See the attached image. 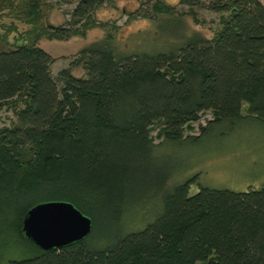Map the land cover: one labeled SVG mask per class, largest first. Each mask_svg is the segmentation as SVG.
Segmentation results:
<instances>
[{
	"label": "trees",
	"instance_id": "obj_1",
	"mask_svg": "<svg viewBox=\"0 0 264 264\" xmlns=\"http://www.w3.org/2000/svg\"><path fill=\"white\" fill-rule=\"evenodd\" d=\"M104 3L78 0L67 25L53 27L42 23L45 0H0V14L13 7L33 30L22 44L0 39V110L22 104L13 124L0 126V264H264V186H200L190 195L194 176L166 191L160 213L143 228L123 231L122 222L128 186L152 171L139 167L151 153L153 128L161 142H180L206 111L212 118L201 132L245 117L264 122L263 3L178 0L194 17L196 6L218 15L211 38L194 33L174 52L118 55L109 33L80 50L74 63L82 62L85 76L67 67L54 77V59L37 45L41 35H85ZM47 200L90 216L89 235L2 261L11 242H30L23 216Z\"/></svg>",
	"mask_w": 264,
	"mask_h": 264
},
{
	"label": "rangeland",
	"instance_id": "obj_2",
	"mask_svg": "<svg viewBox=\"0 0 264 264\" xmlns=\"http://www.w3.org/2000/svg\"><path fill=\"white\" fill-rule=\"evenodd\" d=\"M45 1L48 5L43 25L61 27L67 25L70 12L78 0ZM177 1L105 0L94 15L98 24L89 28L85 35L56 40L43 34L37 45L54 59L51 65L54 77H57L59 70L67 67H71L73 75L85 76L82 62L74 63L80 56V50L109 33L116 53L125 55L174 52L191 34L199 33L211 38L219 29L216 13L196 6L193 8L196 13L194 17ZM260 1L264 5V0ZM157 3L172 6L174 13L158 10ZM18 18L17 9L13 7L1 12L0 39L5 37L10 44L27 42L33 32L32 25ZM58 85H61L60 81ZM18 101L14 102L15 109L22 106ZM6 106L0 110V126H11L15 121V109ZM245 108L243 105L244 116L247 115ZM211 118L210 112H204L193 123L192 130L185 129L186 138L180 142H161V138L156 136V129L151 130L152 150L139 168L146 170L149 165L152 171L145 180L141 178L135 185L131 184L133 192L128 186L130 195L127 201L130 207L122 217L127 227L123 231H136L153 221L161 211L166 191L194 176H197V180L190 184V195L197 192L200 186L238 192L264 186V122L245 117L234 124L224 122L201 132L200 126L207 125ZM37 251L26 240H14L4 250L2 261L29 257Z\"/></svg>",
	"mask_w": 264,
	"mask_h": 264
},
{
	"label": "water",
	"instance_id": "obj_3",
	"mask_svg": "<svg viewBox=\"0 0 264 264\" xmlns=\"http://www.w3.org/2000/svg\"><path fill=\"white\" fill-rule=\"evenodd\" d=\"M92 219L65 200H47L30 207L22 219L25 236L43 250L61 248L87 237Z\"/></svg>",
	"mask_w": 264,
	"mask_h": 264
},
{
	"label": "bare ground",
	"instance_id": "obj_4",
	"mask_svg": "<svg viewBox=\"0 0 264 264\" xmlns=\"http://www.w3.org/2000/svg\"><path fill=\"white\" fill-rule=\"evenodd\" d=\"M36 247V246H35Z\"/></svg>",
	"mask_w": 264,
	"mask_h": 264
}]
</instances>
